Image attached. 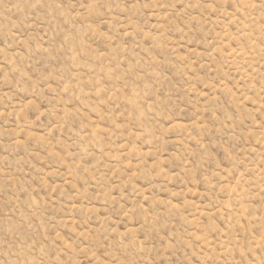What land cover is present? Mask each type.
<instances>
[{
    "label": "rangeland",
    "instance_id": "1",
    "mask_svg": "<svg viewBox=\"0 0 264 264\" xmlns=\"http://www.w3.org/2000/svg\"><path fill=\"white\" fill-rule=\"evenodd\" d=\"M0 264H264V0H0Z\"/></svg>",
    "mask_w": 264,
    "mask_h": 264
}]
</instances>
